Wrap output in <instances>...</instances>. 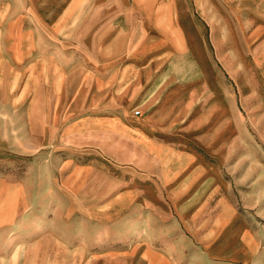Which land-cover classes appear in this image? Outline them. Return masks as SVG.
<instances>
[{"label":"rangeland","instance_id":"374dc122","mask_svg":"<svg viewBox=\"0 0 264 264\" xmlns=\"http://www.w3.org/2000/svg\"><path fill=\"white\" fill-rule=\"evenodd\" d=\"M195 2L177 22L194 56L220 75L168 87L180 96L220 90L222 112L196 134L223 128L213 145L176 130L147 144L117 134L143 113L131 103L132 81L102 71V48L132 64L139 16L103 15L92 0L72 15L69 0H20L0 15V187L16 194L13 216L0 218V264H264V106L244 98L264 94L249 62L264 44L253 31L264 16L220 0H206L200 15ZM114 22L129 27L119 49L118 30L104 38ZM156 149L166 158L151 156Z\"/></svg>","mask_w":264,"mask_h":264},{"label":"crops","instance_id":"0c3cea01","mask_svg":"<svg viewBox=\"0 0 264 264\" xmlns=\"http://www.w3.org/2000/svg\"><path fill=\"white\" fill-rule=\"evenodd\" d=\"M17 1V3H15ZM20 0H0V15H4L12 7L10 5H17ZM82 1L91 0H69V5L64 11V15L71 13V15L81 6ZM94 2L100 1L102 5L103 15L124 16L129 14L131 16H139L138 23L134 24L131 31L130 51L132 53V64L122 66L124 55L110 56V50L113 47L108 43L102 48V61L100 67L102 71L114 69L113 77L110 79L123 80L128 77L132 81V87H129V94H132L131 103H137V106L143 113L135 121L133 127H123L117 134L128 135L133 137L138 143H154V140H160L163 137H173L169 133L174 130L179 133L188 134L189 142L198 144L213 145L221 142L223 128L213 129L209 136L199 139L203 136H196L198 132L203 129L208 122L215 120V118L222 112L220 90L214 93L207 92V88H199L198 91L179 93L174 92V86L168 87V81L177 80H205L207 78H219L220 73L212 70L207 71L205 65L210 61H206L202 56L195 57L196 53H192L191 46L184 35L182 25L177 22V19L188 15L193 12V1L195 7L200 9V15H205L207 8L204 7L206 0H92ZM112 1V2H110ZM216 5L213 1L207 0ZM218 2L221 6L222 3L228 8L233 10L235 14H245L248 16H264V10L261 5H255V0H245L246 3H237V0H220ZM264 1V0H262ZM213 6V7H214ZM217 8V7H215ZM214 8V9H215ZM245 8V12H239ZM218 9V8H217ZM237 9V10H235ZM235 10V11H234ZM69 15V14H68ZM156 16V17H155ZM155 17V18H154ZM264 18V17H263ZM155 20L156 23H153ZM181 22V21H180ZM106 23L105 32L108 34L114 30L119 31V35L115 37L117 49H119L122 33L129 30L125 23L114 22ZM104 29V28H103ZM189 30V29H188ZM254 32H264V23L257 26ZM158 33V34H154ZM94 61V59H92ZM205 63H204V62ZM249 62L252 63L253 71L256 75L255 78L262 81L264 89V44L259 47L257 54ZM204 64V66H203ZM121 65V68L118 66ZM210 69V68H209ZM200 70V71H199ZM234 68L230 69L231 77L237 78L239 75ZM245 74L247 71H243ZM242 72V73H243ZM212 74V75H211ZM109 79V80H110ZM164 81L162 86L159 87L152 94H146V90L154 81ZM173 85V82H172ZM176 96V99H175ZM245 101L264 106V94L259 96L255 90L245 95ZM196 99L198 100L199 110L195 115H192L193 107L195 106ZM194 104V105H193ZM253 110V108H248ZM264 111V107L262 108ZM133 118V117H132ZM131 121V120H130ZM122 123V122H121ZM124 125V124H123ZM125 126V125H124ZM264 127V120L263 125ZM222 132V133H221ZM186 139V137H184ZM154 139V140H153ZM135 141V142H136ZM187 142V141H186ZM149 152L151 156L156 159H165L160 151ZM203 160V157H200ZM192 159V158H189ZM191 162V161H190ZM187 165H190L191 163ZM203 166H205L203 164ZM203 168H198L193 174V179H196L202 172ZM172 186V184H166ZM195 183L189 185L183 184L180 190L191 191ZM8 185L0 187V218L9 220L14 212L11 211V201L14 200L16 194ZM19 192V191H17ZM15 211V210H14ZM246 237V235H245Z\"/></svg>","mask_w":264,"mask_h":264}]
</instances>
